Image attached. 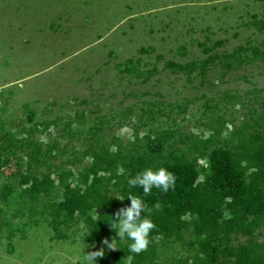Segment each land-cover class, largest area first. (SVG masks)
Returning <instances> with one entry per match:
<instances>
[{
  "label": "rangeland",
  "instance_id": "rangeland-1",
  "mask_svg": "<svg viewBox=\"0 0 264 264\" xmlns=\"http://www.w3.org/2000/svg\"><path fill=\"white\" fill-rule=\"evenodd\" d=\"M191 61L190 72L172 65ZM255 133L264 139V0H0V264H83L101 248L97 264H129L120 245L130 241L66 214L65 186L84 189L95 164L101 190L120 197L105 178L130 169L111 153L140 154L148 168L192 160L202 181L211 149L237 151ZM156 139L161 151H149ZM16 172L41 185L27 191ZM182 219L177 235L149 236L138 264L202 257L195 215ZM263 239L264 222L221 245Z\"/></svg>",
  "mask_w": 264,
  "mask_h": 264
},
{
  "label": "trees",
  "instance_id": "trees-1",
  "mask_svg": "<svg viewBox=\"0 0 264 264\" xmlns=\"http://www.w3.org/2000/svg\"><path fill=\"white\" fill-rule=\"evenodd\" d=\"M213 59L209 58L198 65L205 67ZM178 70L190 72L195 68L193 61L185 65L174 64ZM263 134H250L246 140L238 144V150L233 151L226 147H217L207 154L206 172L202 181L198 180L199 171L197 164L192 160L163 162L152 169L166 168L175 175V184L166 193L153 189L152 193L145 197L149 209L148 215L156 227L150 232L151 235L168 236L177 235L178 228L186 225L182 219L187 214H194L192 220L193 230L198 239L201 253L192 257L191 264H264V239L257 242L249 240L244 245L229 246L221 245L222 239H227L230 232L250 236L254 228L264 222V139ZM147 148L152 152H159L162 141L156 139L147 142ZM103 152H105L103 150ZM113 162H119L130 174L116 175L111 173L106 180H114V184H120V197L105 194L100 185L102 176L98 175V168L94 164L92 176L89 183H85L84 189L65 186V193L61 206L66 214L71 215L78 211L85 217L89 230L93 235L103 234L113 230L110 226L111 218L121 208L130 205V201L121 197L128 194L142 195V189H131L127 183L128 179L134 177L143 169L148 168L143 164L140 154H128L125 161L121 160L119 153H111ZM34 156H32L33 158ZM139 158L134 163L135 158ZM94 159L104 165L106 169L110 166V160L99 153L94 154ZM242 160L247 162V167L254 169L245 175L247 167L242 165ZM102 168V167H101ZM23 185L29 184L25 189L32 191L41 185V182L28 173L16 172ZM85 182V180H84ZM159 203L160 207L153 205ZM93 209H98L95 219L89 215ZM222 211L228 216L222 218ZM219 218H222L219 220ZM128 244L120 245V257L131 255L129 264H138L146 258V252L133 254L128 251ZM118 245H116L117 247ZM116 250L115 251L116 253ZM222 251H227L222 253ZM227 254L230 261L220 260L221 255ZM116 256V255H115ZM119 257V258H120ZM117 260V257H115ZM118 261V260H117Z\"/></svg>",
  "mask_w": 264,
  "mask_h": 264
},
{
  "label": "clouds",
  "instance_id": "clouds-1",
  "mask_svg": "<svg viewBox=\"0 0 264 264\" xmlns=\"http://www.w3.org/2000/svg\"><path fill=\"white\" fill-rule=\"evenodd\" d=\"M175 175L164 167L153 170L152 168H145L137 173L134 177L128 179L127 183L131 189H142V195L128 194L126 197H121L119 201L127 198L130 205L119 209L114 214V219L111 218V228L115 230L116 235L120 240H128V251L133 254H140L149 247L150 232L155 229L156 225L150 218L149 209L146 200L144 199L150 195L153 189L159 190L161 193H166L174 187ZM154 208H159V203L153 205ZM107 249H117L116 243L111 239L101 241ZM104 248L95 251L84 252L82 257L83 264H97V258L104 256ZM132 257H129L131 260Z\"/></svg>",
  "mask_w": 264,
  "mask_h": 264
},
{
  "label": "built area",
  "instance_id": "built-area-1",
  "mask_svg": "<svg viewBox=\"0 0 264 264\" xmlns=\"http://www.w3.org/2000/svg\"><path fill=\"white\" fill-rule=\"evenodd\" d=\"M11 164H7V165H5L4 167L5 168H3V166L1 167V169L3 168V172L6 174V175H10L11 174V172L13 171V170H11V166H10Z\"/></svg>",
  "mask_w": 264,
  "mask_h": 264
}]
</instances>
